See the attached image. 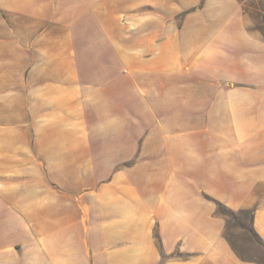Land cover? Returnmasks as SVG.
<instances>
[{
  "label": "crops",
  "instance_id": "obj_1",
  "mask_svg": "<svg viewBox=\"0 0 264 264\" xmlns=\"http://www.w3.org/2000/svg\"><path fill=\"white\" fill-rule=\"evenodd\" d=\"M245 212L256 258L226 235ZM258 257L264 38L241 0H0V264Z\"/></svg>",
  "mask_w": 264,
  "mask_h": 264
},
{
  "label": "rangeland",
  "instance_id": "obj_2",
  "mask_svg": "<svg viewBox=\"0 0 264 264\" xmlns=\"http://www.w3.org/2000/svg\"><path fill=\"white\" fill-rule=\"evenodd\" d=\"M250 29L264 38V3L263 0H241ZM226 235L232 246L249 258H256L261 250L260 243L253 235L249 216L246 213L228 215ZM260 258V257H258ZM264 259L263 257L260 258Z\"/></svg>",
  "mask_w": 264,
  "mask_h": 264
},
{
  "label": "trees",
  "instance_id": "obj_3",
  "mask_svg": "<svg viewBox=\"0 0 264 264\" xmlns=\"http://www.w3.org/2000/svg\"><path fill=\"white\" fill-rule=\"evenodd\" d=\"M248 216H249V219L251 218V214L250 212H245Z\"/></svg>",
  "mask_w": 264,
  "mask_h": 264
}]
</instances>
